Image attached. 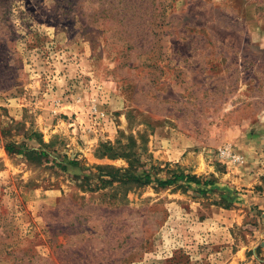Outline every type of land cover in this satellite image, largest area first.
I'll return each instance as SVG.
<instances>
[{"label": "rangeland", "instance_id": "obj_1", "mask_svg": "<svg viewBox=\"0 0 264 264\" xmlns=\"http://www.w3.org/2000/svg\"><path fill=\"white\" fill-rule=\"evenodd\" d=\"M0 264H264V0H0Z\"/></svg>", "mask_w": 264, "mask_h": 264}, {"label": "trees", "instance_id": "obj_2", "mask_svg": "<svg viewBox=\"0 0 264 264\" xmlns=\"http://www.w3.org/2000/svg\"><path fill=\"white\" fill-rule=\"evenodd\" d=\"M187 179L189 181H192V182H195V183H201V179L200 178H197L196 176H193V175H185L183 173H180V174H175V176L171 177V178H168L166 180H162L160 181V183L164 186H167V185H172L174 184L177 180L179 179ZM149 180V179H148ZM204 183H207L206 181Z\"/></svg>", "mask_w": 264, "mask_h": 264}, {"label": "built area", "instance_id": "obj_3", "mask_svg": "<svg viewBox=\"0 0 264 264\" xmlns=\"http://www.w3.org/2000/svg\"><path fill=\"white\" fill-rule=\"evenodd\" d=\"M219 154L223 158H227V159L234 160V161H237L238 159H240V156L230 146H224L220 148Z\"/></svg>", "mask_w": 264, "mask_h": 264}]
</instances>
